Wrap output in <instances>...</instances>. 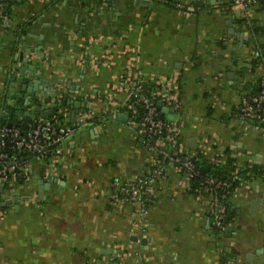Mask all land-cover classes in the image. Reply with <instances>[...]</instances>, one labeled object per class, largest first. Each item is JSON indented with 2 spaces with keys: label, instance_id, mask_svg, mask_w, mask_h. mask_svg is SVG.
<instances>
[{
  "label": "crops",
  "instance_id": "crops-1",
  "mask_svg": "<svg viewBox=\"0 0 264 264\" xmlns=\"http://www.w3.org/2000/svg\"><path fill=\"white\" fill-rule=\"evenodd\" d=\"M15 1L8 22L0 16V115L7 100L5 71L24 48L20 43L34 50L41 42L46 57L52 55L47 75L82 87L77 94L92 107H87L88 118L98 121V132L76 127L55 164L54 155L40 157L29 163V179L13 177L6 185L16 203L0 206V264H100L105 245L129 240L137 206L115 203L111 184L136 182L150 170L152 154L131 123L116 117L102 121L110 105L124 98L119 87L130 62L123 53L128 44L139 43L144 76L175 79L181 112L163 113L183 121L186 146L207 140V159L229 149L238 167L256 164L264 171V138L245 130L233 114L257 86L255 69L244 66L256 61L251 38L243 18L232 11V0H172L156 2L151 10L132 0ZM254 19L264 29V5L257 6ZM92 37L103 41L96 44ZM259 38L264 44V32ZM15 109L8 121L18 119ZM65 117L59 124L73 126ZM49 165L65 183L48 185L37 200L40 172L47 170L43 178L48 182ZM183 181V173L169 164L151 182L145 249L152 264H232L235 255L242 264L246 251H264L260 178L253 181L252 193L232 198L230 234L214 230L211 198L197 199ZM257 198L261 201L252 206ZM244 245L250 249L244 251Z\"/></svg>",
  "mask_w": 264,
  "mask_h": 264
},
{
  "label": "built area",
  "instance_id": "built-area-1",
  "mask_svg": "<svg viewBox=\"0 0 264 264\" xmlns=\"http://www.w3.org/2000/svg\"><path fill=\"white\" fill-rule=\"evenodd\" d=\"M157 1V0H152ZM168 1V0H160ZM261 0H232V11L243 18V24L249 32L252 42V56L259 61L261 74L255 78L257 91L244 97L239 108L234 112V116L240 121L245 130L257 132L264 138V50L259 36L256 34L254 15L255 9ZM177 6H181L177 3ZM193 10L192 7H189ZM5 22L9 18L2 16ZM91 42L100 43L103 37H92ZM123 53L130 55V62L125 74L122 76L120 90L124 93L121 101H115V111L127 113L131 119V125L136 128V133L145 143L148 151L152 154V164L150 170L134 183L113 181L111 184V199L115 203L127 201L137 206L136 213L131 222L129 235L137 236V242L130 237L126 242L113 240L105 245L104 248H111V253H103L100 260L105 264H152L149 250L145 249L147 245L141 244V239L147 236L148 224L146 222L147 203L151 200V182L158 179L169 164L174 165L184 175L183 186L192 193L197 199L211 198L213 207L210 214L213 220L214 230L223 234L229 223L225 222L227 217V192L226 190L235 182L238 185L234 188L232 197L237 194L249 195L253 191V174L247 172L246 176L239 174V169H252L253 165L238 167L234 170L229 180H216L212 176L205 178L203 188L192 190L191 179L200 176L203 171L192 159V151L186 146L183 140V121L179 119L168 118L158 106L157 102L162 101L164 106L173 108V113H180L181 102L179 99V89L176 81L169 77L148 78L143 75L140 66V45H126ZM107 55V54H106ZM108 56V55H107ZM150 82L155 84L154 89H150ZM88 104V102H87ZM88 110V109H87ZM91 115L87 111V117ZM29 130L22 133L19 127L0 124V182L9 183L10 179L17 177V168L25 180L30 177L29 163L23 166L16 163L8 166L11 161H19L22 155L18 150H27L31 154L37 153L38 157H44L48 153V148L53 144L57 147L51 150L54 155V164L58 161V156L62 153L61 143L75 130L73 126L63 125L57 127L55 122L35 119L30 122ZM14 149V153L9 154L7 148ZM197 145V144H196ZM194 145V146H196ZM198 146L204 153L208 150L207 140L200 142ZM182 153H186L182 155ZM224 151L210 159V161L221 162L224 158ZM234 157V156H233ZM264 182V171L259 177ZM127 198H122L120 195ZM1 216V213H0Z\"/></svg>",
  "mask_w": 264,
  "mask_h": 264
},
{
  "label": "water",
  "instance_id": "water-1",
  "mask_svg": "<svg viewBox=\"0 0 264 264\" xmlns=\"http://www.w3.org/2000/svg\"><path fill=\"white\" fill-rule=\"evenodd\" d=\"M172 1V0H168ZM136 5H145L147 9H152L156 5V1L152 0H132ZM243 41V39H242ZM24 48L19 51L13 58L11 65L5 71L6 78L4 79L3 87V99H7L4 104L3 116H7L13 111V115L18 119L8 121V127L21 126L27 122H32L35 119L44 122L47 119L60 121L64 116L65 122L67 124H74L73 127H77L79 130H84L87 127H92L91 133L98 132L96 126H94L98 121H93V117H87V107L92 110V107L87 106V98L78 95L77 91L82 89L80 85H75L72 80L67 78H60L57 75L55 77H49L47 75L49 70L52 71V55L46 57V53L42 52V43L32 50L27 42L20 43ZM47 58V59H46ZM244 66L252 67L251 63H244ZM236 76L235 72H231L230 76ZM158 106L162 109L164 113L174 112L173 108H169L163 105L162 101L157 102ZM24 107L27 110H24ZM68 110V111H67ZM110 112L102 120L106 122L108 117L110 119H118L121 122H131L127 113L123 111H118L114 115L115 107L110 105ZM58 144H53L48 148V155L51 156V150L57 147ZM17 153L22 155V159L19 161H11L7 163L8 166H12L16 163H20L22 166L25 163L38 162L40 157L37 153L31 154L27 150H18ZM49 181L45 182L44 176L46 169H42L38 184V198L41 200L43 198V192L47 189V186H56L60 183H65L58 174L55 173L54 167L49 165ZM30 173H33V167H29ZM201 170L204 172L205 168L202 167ZM7 183L0 182V206L4 209L6 206L16 203V194L13 193L12 187H6ZM15 196V197H14ZM18 198V196H17ZM261 201L260 198L254 199L252 201V206H255ZM231 229L227 228L225 233L230 234ZM133 241L137 242V236L130 237ZM148 238H142L141 244L147 245ZM244 251L250 249V247L244 245ZM104 253H111L112 249L107 248L103 250ZM247 257L242 264H264V251L263 249H258L256 252L246 251ZM228 257L227 254L223 258ZM232 264H239L240 258L235 255L232 260ZM100 264H105L102 261ZM231 264V263H229Z\"/></svg>",
  "mask_w": 264,
  "mask_h": 264
},
{
  "label": "trees",
  "instance_id": "trees-1",
  "mask_svg": "<svg viewBox=\"0 0 264 264\" xmlns=\"http://www.w3.org/2000/svg\"><path fill=\"white\" fill-rule=\"evenodd\" d=\"M54 1L55 0H52L51 4H53ZM156 2H165V1L157 0ZM15 3H16L15 0H0V16H1V18H3L2 17L3 15H6L10 19L11 13H12V7ZM260 4L264 5V0H261ZM241 21L243 22L244 20H241ZM255 29H256L255 30L256 34L259 37L264 32L263 27L260 26L259 24H257ZM262 47L264 50V44H262ZM259 64H260L259 61H257V60L253 61V68L254 69L256 67L260 68ZM149 88L154 89L155 84L150 82ZM253 93H255V92H253ZM8 120L9 119L7 116H3V114L0 115V124L1 125H7ZM55 124L57 127L63 126V125L59 124V121H56ZM19 128L22 131V133H26L30 129L27 124H22L21 126H19ZM60 147H62V143H61ZM6 150L9 154H12V155L16 154V153H14V149L10 148V145H9V148H7ZM189 151H192V154H193L192 159L195 162V164L199 168H202V167L205 168V171L203 173H201L200 176L191 179L192 190H195L196 188H200V189L203 188V183L205 181V178L208 176H212L216 180H220V179L229 180L232 177L231 173L234 170H236V168H237V165L235 164V158L233 157L232 152L229 149L224 150V155L222 157H220V158H224V161H221V162H214V161H210L209 159H207L205 156V153L203 152V150L198 145L193 146V147H189ZM185 154L186 153H182V155H185ZM44 155H45L44 158H47V159H49L50 157L52 158V154H51V156H49L48 153H46ZM16 172L18 174L16 177V180L18 182L25 181V178L23 177V175L20 174V170L18 168H17ZM247 172L252 173L254 176L253 179H255V178H259L261 176L263 169L256 164L254 165V167L252 169H249L247 167L244 169H239V174L243 177L246 176ZM10 181H11V179H10ZM237 185H238V183L235 182L226 190V192H227L226 203H227V209H228L227 217L225 219L226 223H229L233 219V216H234L235 210L232 209V207H231L232 206L231 200L233 198L232 195L234 192V188ZM120 196L122 198H127V196L122 195V194ZM147 205H148V203H147ZM225 259H227V257L223 258V260H225Z\"/></svg>",
  "mask_w": 264,
  "mask_h": 264
},
{
  "label": "rangeland",
  "instance_id": "rangeland-1",
  "mask_svg": "<svg viewBox=\"0 0 264 264\" xmlns=\"http://www.w3.org/2000/svg\"><path fill=\"white\" fill-rule=\"evenodd\" d=\"M260 74H261V70L259 69V68H255V75L254 76H252L253 78H257V77H259L260 76ZM169 117H176L175 115H170Z\"/></svg>",
  "mask_w": 264,
  "mask_h": 264
}]
</instances>
